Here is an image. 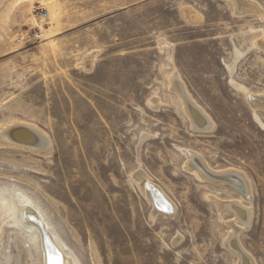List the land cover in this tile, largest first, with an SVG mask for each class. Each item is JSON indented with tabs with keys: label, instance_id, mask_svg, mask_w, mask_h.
<instances>
[{
	"label": "rangeland",
	"instance_id": "rangeland-1",
	"mask_svg": "<svg viewBox=\"0 0 264 264\" xmlns=\"http://www.w3.org/2000/svg\"><path fill=\"white\" fill-rule=\"evenodd\" d=\"M245 1L255 9L0 0V132L24 122L52 144L0 141V264H44L26 198L76 264H238L226 245L236 213L218 200H242L252 218L237 221L240 243L264 264V108L249 99L264 96V0ZM174 74L210 130L193 126ZM190 151L214 172H243L251 202L189 168ZM148 185L174 203L170 215L154 214Z\"/></svg>",
	"mask_w": 264,
	"mask_h": 264
},
{
	"label": "bare ground",
	"instance_id": "bare-ground-1",
	"mask_svg": "<svg viewBox=\"0 0 264 264\" xmlns=\"http://www.w3.org/2000/svg\"><path fill=\"white\" fill-rule=\"evenodd\" d=\"M237 6L241 8L252 10L256 5L250 4L245 0H236ZM173 88L182 97L187 112L191 116L193 126L199 130H210L213 126L211 117L193 101L190 94L178 74L172 77ZM253 107L264 108L263 95H251L249 98ZM1 143L11 144L14 146L33 149L38 152L48 153L51 149V140L39 128L28 123H20L10 125L0 132ZM188 167L196 169L202 177L212 180L215 183H223L235 188L241 195V199L251 202L252 185L248 177L241 171L235 169H227L223 171H212L205 160L196 152H188ZM140 174H138V177ZM144 175V174H143ZM145 176V175H144ZM213 176H219L222 180H216ZM227 177H232L227 179ZM150 196L155 205L154 214L164 212L170 215L175 210L174 203L169 199L165 192L155 185H148ZM1 198V197H0ZM4 199V198H3ZM5 202V201H4ZM24 204L23 220L27 222L30 228H36L40 232L44 252V264H76L72 257L67 255L56 236L50 231L48 223H42V216L31 200L28 198L21 201ZM3 204V203H2ZM7 201L5 202V205ZM4 205V204H3ZM220 208H227L234 210L236 218L230 222L233 229L226 239L227 247L238 255V264H256L254 258L249 255L242 247L239 234L243 231V226L238 225L237 221H241L244 225H249L252 218V209L239 201H220L218 200Z\"/></svg>",
	"mask_w": 264,
	"mask_h": 264
},
{
	"label": "built area",
	"instance_id": "built-area-1",
	"mask_svg": "<svg viewBox=\"0 0 264 264\" xmlns=\"http://www.w3.org/2000/svg\"><path fill=\"white\" fill-rule=\"evenodd\" d=\"M42 19H46L48 17V12H44L43 14H41L40 16Z\"/></svg>",
	"mask_w": 264,
	"mask_h": 264
},
{
	"label": "water",
	"instance_id": "water-1",
	"mask_svg": "<svg viewBox=\"0 0 264 264\" xmlns=\"http://www.w3.org/2000/svg\"><path fill=\"white\" fill-rule=\"evenodd\" d=\"M213 178H215L216 180H222L219 176L218 177L217 176H213ZM230 178H232V177H227V179H230Z\"/></svg>",
	"mask_w": 264,
	"mask_h": 264
}]
</instances>
